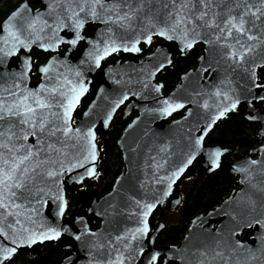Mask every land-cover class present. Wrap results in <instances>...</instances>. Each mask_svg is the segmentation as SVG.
Returning <instances> with one entry per match:
<instances>
[{"label": "water", "instance_id": "obj_1", "mask_svg": "<svg viewBox=\"0 0 264 264\" xmlns=\"http://www.w3.org/2000/svg\"><path fill=\"white\" fill-rule=\"evenodd\" d=\"M102 2L105 7L97 6L96 16H91L88 12L91 0H23L0 19V101L10 104L28 91L39 92L54 106L38 110V114L55 112L62 116L63 109L56 106L63 102L59 93L71 96L73 87L85 89L67 118L66 126L71 130L67 134L57 131L49 136L45 131L38 132L35 138L30 136L27 141H14L24 145L17 156L25 155V149L30 146L34 155L17 171L19 179L20 171L25 167L31 169L22 180L24 187L11 190L16 196L5 199L7 212L0 208V229L8 237L7 240L0 237V247H16V252L0 259V264L10 262L20 252L38 255L41 249L61 241L64 254L57 264H157L161 257V264L171 261L264 264V99L261 98L264 97V15H261L264 0H211V9L206 10L210 16L216 13L215 23L225 27L223 21L229 16L235 18V23L241 12H247L244 5H249L252 11L259 9L257 18L244 16L247 35L255 37L251 41L247 35L237 36L235 31L224 40L219 28L203 27L195 20L192 25L177 28L171 33L174 37L171 40L155 35L161 28L170 26L174 16L170 18L168 13L174 14V5H179L181 0ZM34 4L39 5L34 7ZM191 4L189 17L200 10L198 0H191ZM13 13L17 15L13 17ZM125 13L127 18L117 20V15L123 17ZM76 20L82 23L81 39L71 45L68 41L75 38L72 23ZM61 22L63 27H58ZM185 29L188 40L195 38L196 42L181 52ZM149 35L151 40L145 43ZM217 36L221 39L217 40ZM233 37L245 47L253 46L239 62L228 58L229 49L222 46L231 43V51H243ZM17 38L23 44L17 43ZM154 40L161 42L152 45ZM40 44L55 47L45 50ZM113 45L117 51L104 56V48ZM133 45L138 51L131 50ZM142 45H152L151 52L142 58H127V53H138ZM196 47L200 50L197 64L182 71L174 87L165 91L159 75L174 66L177 55L185 56ZM10 50L12 55L4 54ZM40 51L52 56L36 67L35 53ZM117 52L122 55L106 62ZM97 55L101 56L99 62L94 59ZM25 60L29 61L27 70ZM161 64L164 66L160 67ZM46 66L48 72L41 73L39 69ZM35 73L38 79L34 78ZM254 82L259 87H254ZM15 84H19V91ZM41 84L46 89L56 88L57 92L41 91ZM90 88H96L93 102L75 119V112ZM6 90L16 92V97L9 96ZM233 103L235 108L231 107ZM177 104L182 107L176 108ZM169 105L171 109L164 111ZM224 108L228 111L220 116ZM239 108L244 110L245 119L258 124L257 136L261 142L243 149L242 157L232 161L235 146L210 144L208 136ZM119 112L124 118L134 114L117 140L123 168L109 191L102 194L92 188L87 210L69 219L68 195L86 181L97 180L104 160L100 139L108 136ZM178 113L180 116L175 118ZM48 120V129L65 126L55 116L49 115ZM8 123L0 122V131ZM20 127L17 124L12 131L18 135ZM197 138L199 145L195 143ZM92 145L96 158L89 157L86 161ZM214 152L220 153L215 168L211 165ZM8 159L11 161V154ZM222 167L237 177L230 192L215 206L197 212L179 241L157 245L164 228L158 214L162 209L179 210L183 201L180 184L184 178L194 176L199 168L204 169L207 178ZM89 168L93 170L92 176L86 173ZM181 168L183 171L178 172ZM49 171L56 175L49 177ZM173 173L178 174L173 177ZM57 196H63L65 202L64 212L59 215ZM13 203L19 207H12ZM146 204L155 207L144 216ZM91 221H97L98 226L92 227ZM144 224L147 232L136 233ZM49 227L57 228L61 235L55 240L23 243L30 233ZM13 239L16 245L11 244ZM152 255H156L154 262Z\"/></svg>", "mask_w": 264, "mask_h": 264}, {"label": "snow or ice", "instance_id": "obj_2", "mask_svg": "<svg viewBox=\"0 0 264 264\" xmlns=\"http://www.w3.org/2000/svg\"><path fill=\"white\" fill-rule=\"evenodd\" d=\"M198 3L200 5V10L199 14L192 13V15L189 17L187 16L188 12L192 11L193 5L191 4V0H181V3L179 5H174L176 8L175 13L173 14L172 12L168 13V16L171 18L174 16V19H172L170 26L166 25L164 28H161L159 31L155 32V35L165 37L166 39H173V35L171 33H174L177 28H179L181 25L188 24L192 25L193 21H198L200 22V26L203 27H216L219 28V32L223 34V39L227 40L229 37L232 36L233 31L237 34V36L243 34L247 35V30L245 29V20L244 16L245 15H250L253 18H257V12L260 10L257 9L256 11H252V8L249 5H244L245 8H247V12H241L240 13V18L238 22H233L234 17L229 16L227 19L223 21L225 27H219L218 24L215 23L214 17L217 15L216 13H210L209 11L211 9V0H198ZM99 6L100 8H104L105 5L102 2V0H91V5L88 9V12L91 16H96V11L95 9ZM113 8L118 7L117 5H113ZM239 7V5H237ZM81 11H84V8L81 7ZM17 13H13V17H15ZM73 15H76L74 12ZM261 15H264V13H261ZM206 17H209L206 19ZM127 18V14L119 16L117 15V20H123ZM111 19V17H109ZM47 26V25H46ZM82 26V23L80 20H76L72 23L73 29L76 30L75 32V38L71 39L68 41L69 44L75 45L77 40L81 39L80 34H79V28ZM29 27H33L32 24L29 25ZM58 27H63V22H61ZM193 32L195 31V26L191 29ZM187 29L184 30V39L182 41L183 47L180 49L181 52L185 51L186 49H190L193 47V44L196 42L195 38L192 40H188L187 38ZM9 35H13L12 32H9ZM217 40H220L221 37L217 36ZM233 39H236L233 37ZM247 39L249 41L254 40L255 37L252 35H247ZM151 40V36H147L144 40L145 43H148ZM7 43V41H5ZM17 43L23 44V41H20L17 38ZM56 43H60V40L57 39ZM236 43L239 44L240 48L243 49L241 52H234L231 51L233 45L231 43H225L222 46L226 47L229 49L227 52V56L230 59H235L237 62L249 51L252 50L253 46L249 45L245 47L244 44H241L239 39H236ZM40 48L42 49H49V48H54V44H40ZM125 50H128L125 48ZM132 51H138V49L133 45ZM115 52L117 51V47L113 45L111 48L105 47L103 50V55L107 56L109 52ZM5 55H12L13 50H10L7 53H4ZM94 59L99 62L101 59L100 55H97L94 57ZM164 65L161 64L160 67H163ZM24 67L25 70L29 67V61L25 60L24 61ZM41 73H47L48 72V67H42L39 69ZM23 76L21 77V80H23ZM67 83V81H66ZM254 87H259L258 84L253 83ZM14 87L16 88L17 91H19V84H15ZM40 90L41 91H50L51 93L55 94L57 92L56 88L52 89H46L43 84L40 85ZM84 88L82 86L80 87H73L70 91L72 93L71 96H67L64 92L59 93L61 97H63V102L58 103L56 106L60 107L63 109V115L59 116L58 113L51 112V113H39L38 110L41 109H51L54 105L50 102H48L45 98H43L39 92H33V91H28L25 94L21 95L18 99H14L12 103L6 104L3 101H0V122L4 121H9L8 126L4 128L2 131H0V149L6 150L5 152H0V163H2L3 167H0V208H4L5 211L7 212V205L5 204V199H11L12 197L16 196V193L14 191H11L12 189H21L24 187L22 180L26 179V173L31 171V169L25 167L23 171L19 172V179L17 178V171L20 168L21 164H24L25 161L29 160L33 155V150L32 147H27L25 149L26 154L17 156L16 153L21 150V148H24L23 144H16L14 141H27L29 137H37L38 132L39 133H44L47 131V134L49 136L55 135L57 131H61L64 134H67L69 131H71L66 125H67V118L69 117L72 108L75 106V103L77 102V99L79 95H81L84 92ZM8 95L11 97H16V92H13L11 90H6ZM264 99V97H261ZM29 100L32 101V103H29ZM165 104H167V101H165ZM34 105V106H33ZM235 103L231 105L232 108H235ZM171 105H169L168 108H165L164 111H169L171 109ZM176 108L182 107V105L177 104L175 105ZM228 109L224 108L220 112V116H223L225 112H227ZM55 116L57 118H60L63 120L64 127L62 128H55L53 127L52 129H48L47 125L49 123L48 116ZM14 121V122H13ZM20 125L19 129V134L17 135L16 132L12 131L16 125ZM211 127V125H209ZM78 131V130H77ZM92 133L91 130L89 129L88 131V136L91 137ZM37 144H39V139L36 141ZM195 143L197 145L200 144V138H197ZM12 145L11 147L9 145ZM89 144H91V140H89ZM51 147V145H49ZM95 146L92 145L88 156L85 157V160L90 157L92 160L96 158L95 156V151H94ZM39 151V149H37ZM8 154H11V161L8 159ZM220 153L219 152H214L212 154L213 158L211 160V165L213 168L216 167L217 165V157H219ZM191 160H189V163ZM251 163L255 164L256 161H252ZM83 166V165H80ZM179 171H183V168L179 169ZM87 175L92 176L93 175V170L92 169H87L86 170ZM178 173H173V177H175ZM49 177H53L56 175V173L49 171L47 173ZM83 179V177H81ZM171 180V178H169ZM165 195L167 193L165 192ZM56 199L60 201L59 203V214H62L65 209V202L63 200V196H57ZM12 207H19V205L13 203ZM154 204H146L144 205L145 211L143 212L144 216L148 215V212L151 211L152 208H154ZM143 223V222H142ZM147 225L144 224L141 228L136 229V233L143 234L147 232ZM25 231H28L25 229ZM61 235L60 231L57 228L54 227H49L45 231H41L39 233L37 232H32L30 233L26 240L23 241V243L27 244H32L37 241L43 242L45 240H55ZM135 233H133V238H135ZM0 237H3L5 240L8 239L7 235L4 233L3 229H0ZM76 239H79L77 236ZM11 244L16 245V240L13 239L11 240ZM19 246V245H17ZM16 252V247H9V246H3L0 247V259H7L11 257L14 253ZM151 260L154 262L156 260V255H152Z\"/></svg>", "mask_w": 264, "mask_h": 264}, {"label": "trees", "instance_id": "obj_3", "mask_svg": "<svg viewBox=\"0 0 264 264\" xmlns=\"http://www.w3.org/2000/svg\"><path fill=\"white\" fill-rule=\"evenodd\" d=\"M23 0H0V19L6 17ZM43 52L36 54L38 63L45 60ZM200 55L199 48H194L185 56H177L176 63L170 69H166L159 75V80L164 84V90L170 91L176 84L178 75L197 64ZM264 82V77H263ZM245 112L239 108L229 117L216 125L208 136V141L213 145L236 148V153L230 160L234 161L242 157V150L255 147L260 144L257 136L258 124L250 122L244 117ZM180 113L174 117H179ZM130 118H124L120 112L112 123V128L107 137L101 138L104 151V160L99 170L97 181H86L78 190L68 195L67 218L72 219L76 214H82L89 206V193L92 188L99 189L102 193L111 189L116 177L123 168V159L117 147V140L124 130ZM237 177L228 168H220L218 171L205 177L204 169L199 168L194 176L184 178L180 184L183 201L179 210L170 212L162 209L158 214V221L164 223L157 244L165 245L175 243L187 231L190 220L200 210H207L218 204L235 185ZM96 221H91L95 227ZM64 242L48 245L41 249L38 255H26L20 252L6 264H57L64 254Z\"/></svg>", "mask_w": 264, "mask_h": 264}, {"label": "flooded vegetation", "instance_id": "obj_4", "mask_svg": "<svg viewBox=\"0 0 264 264\" xmlns=\"http://www.w3.org/2000/svg\"><path fill=\"white\" fill-rule=\"evenodd\" d=\"M39 4H34V7H37ZM159 43V42H161V40H154L153 41V43H152V45L154 44V43ZM152 45L150 46V47H146L145 45H142V46H140V51L138 52V53H131V52H129V53H127L126 55H127V58H131V59H135L136 57L137 58H142V57H144V56H146L148 53H150L151 52V50H152ZM61 49H62V52L64 51V49H65V47L64 46H62L61 47ZM40 52H43V51H40ZM38 52H36L35 53V62H36V67L38 66V65H40V64H43V63H45L46 61H48L49 60V58L52 56V53H48V52H43L44 54V58H45V60L43 61V62H41V63H38V61H37V59H36V54H37ZM122 55V52H117V53H115V54H113L110 58H109V60H107L106 62H111L112 60H114V59H116V58H118V57H120ZM178 56V55H177ZM177 56H176V59H177ZM175 63H176V61H175ZM34 78L35 79H38V76H37V74L35 73L34 74ZM95 93H96V88H90V90L88 91V93L86 94V96L81 100V102H80V106H79V108L76 110V112H75V119H77V118H80L81 117V115L86 111V109L89 107V105L93 102V99H94V96H95ZM120 113V112H119ZM118 113V114H119ZM134 116V114L133 115H131V116H129V117H127V118H130V120H131V118ZM98 179V178H97ZM97 181V180H96ZM109 191V190H108ZM102 193V192H101ZM105 193V192H104ZM103 194V193H102ZM97 222V221H96ZM96 226H98V222H97V225ZM95 226V227H96ZM156 243H157V240H156ZM157 245H160V244H157ZM166 245V244H165ZM162 261H163V258L161 257V258H159V260H158V262H157V264H161L162 263ZM168 264H176L175 262H173V261H171V262H169Z\"/></svg>", "mask_w": 264, "mask_h": 264}]
</instances>
